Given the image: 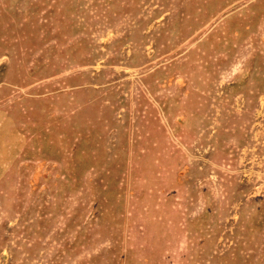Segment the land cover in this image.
I'll list each match as a JSON object with an SVG mask.
<instances>
[{
	"label": "rangeland",
	"instance_id": "rangeland-1",
	"mask_svg": "<svg viewBox=\"0 0 264 264\" xmlns=\"http://www.w3.org/2000/svg\"><path fill=\"white\" fill-rule=\"evenodd\" d=\"M0 264H264V0H0Z\"/></svg>",
	"mask_w": 264,
	"mask_h": 264
}]
</instances>
